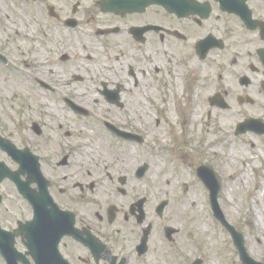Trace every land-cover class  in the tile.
<instances>
[{
  "label": "flooded vegetation",
  "instance_id": "af4514ba",
  "mask_svg": "<svg viewBox=\"0 0 264 264\" xmlns=\"http://www.w3.org/2000/svg\"><path fill=\"white\" fill-rule=\"evenodd\" d=\"M12 4L21 19L18 25L34 31L36 82L43 94L58 95L79 118L92 117L91 124L105 130L114 142L134 145L141 149V156L148 157L137 101L156 93L157 88L168 89V81L170 91L177 92L175 85L180 81L185 89L182 93L195 98V117L203 114L214 124L237 118L235 140H244L247 150L255 154L260 149L262 155L252 163L261 164L255 179L264 182V0H0V11ZM8 60L7 56L6 62L0 58L5 65ZM65 76L73 82L61 79ZM86 82L90 91L79 94L74 85ZM92 97L95 103L103 100L110 105L96 118L91 111L75 112L68 104L71 100L85 105ZM114 97H119L118 105L112 103ZM107 121L138 137L117 136L106 128ZM241 122L247 125L238 134ZM38 128L40 133L32 126L34 139L50 138L46 126ZM66 134L72 136L70 131ZM0 136L21 147L20 137L6 126L0 125ZM34 146L29 148L35 153L39 146ZM82 148L83 144L72 145L59 154L49 153L50 159H41L42 182L37 171L23 172L19 161L0 147V167L7 166L0 170V264H38L31 252L34 249L40 264L63 263L52 252L60 232L57 213L55 218L50 214L46 228H51L44 231L42 222L33 226L29 222L35 210L23 191L27 189L29 196L38 199L48 181L51 196L69 213L62 220L64 226L74 219V232L63 236L58 246L68 264H138L152 254L159 226L151 188L145 183L151 167L143 176L138 173L143 162L125 171L112 163L102 171L96 168L84 174L78 161L96 154L74 153ZM114 185L127 200L125 210L110 212L109 205L103 216L98 197L103 186L109 192ZM122 217L130 224L127 230L117 224ZM145 228L150 233L148 250L142 254L138 247ZM263 237L257 240L263 245L255 251L247 234L248 252L262 264Z\"/></svg>",
  "mask_w": 264,
  "mask_h": 264
},
{
  "label": "rangeland",
  "instance_id": "374dc122",
  "mask_svg": "<svg viewBox=\"0 0 264 264\" xmlns=\"http://www.w3.org/2000/svg\"><path fill=\"white\" fill-rule=\"evenodd\" d=\"M14 9L12 4L0 11V50L10 58L7 66L0 62V125L20 137L19 146H39L35 153L44 159H50L53 151L59 154L72 145L83 144V148L74 153L84 151L96 154L95 157L80 158L78 161L83 165L79 170L84 174L96 168L102 171L111 167L112 163L120 168L119 171L142 162L151 165L150 176L145 183L151 188L155 222L159 229L155 232L152 254L138 261V264H191L200 257L202 264H241L232 234L214 217L209 202L210 191L197 174V168L201 165H209L219 174L222 183L219 202L228 222L240 232L248 234L249 243L254 245L255 251L263 245L258 244L257 240L264 235V182L255 179L261 164L252 163L262 154L260 149L256 150L258 154L247 150L241 138L235 140L233 129L237 118L227 117L214 124L207 122L200 114L199 118L194 117L193 120L191 114L195 109V98L182 93L185 89L180 81L175 85L178 91H170L168 81V89L157 88L156 93L144 95L137 101V116L142 121L139 129L147 141L143 149L148 157L144 154L141 156L140 148L121 144L116 139L114 142L105 130L92 125V117L86 120L79 118L58 95L54 97L52 93L43 94L40 91L36 82V41L31 36L34 31L32 28L23 30L24 26L18 25L21 19ZM28 34L31 35L26 38ZM61 79L73 82L66 76ZM74 86L79 94H86L91 88L88 82ZM173 92L176 96L180 95L172 100L177 123L174 125L169 121L166 126L152 102L163 98L165 93L171 95ZM94 98L88 99L85 105L93 108L91 111L96 118L99 112L108 111L110 105L103 100L95 103ZM184 104L187 107L185 110ZM34 121L46 126L50 138H33ZM162 126L163 129L159 131ZM56 129H59L58 134ZM68 131L72 136H67ZM78 135H82L81 138ZM214 138L218 140L208 144ZM43 144L51 147L45 148ZM58 144L64 145V148L61 150ZM231 148H235L234 153H231ZM241 171L244 176L235 182ZM133 184L138 186L135 182ZM116 188L114 185L109 192L104 186L102 188L97 207L103 216L109 205L125 210L123 205L127 200ZM165 199L170 205L160 219L155 208ZM118 221V226L123 230L129 228L130 224L123 217ZM167 226L180 230L174 242L165 236Z\"/></svg>",
  "mask_w": 264,
  "mask_h": 264
},
{
  "label": "water",
  "instance_id": "95a60500",
  "mask_svg": "<svg viewBox=\"0 0 264 264\" xmlns=\"http://www.w3.org/2000/svg\"><path fill=\"white\" fill-rule=\"evenodd\" d=\"M71 106L79 111V112H83L82 108L79 106H75L73 104H71ZM108 127H110V129L113 132H116V134H118L119 136H123L127 139H131V137H133V135H130L126 132L123 131H119L118 129H116L112 124H108ZM0 147H3L11 156H15L19 159L20 163H21V168H23V172L27 171H37L40 178L41 174H40V167H39V162H38V157H33L31 155V153L29 152V150H25V152H19L17 150V147L12 146L9 142H5V140L0 139ZM146 166L143 167V169H141V172L143 173L146 170ZM198 174L201 177V179L205 182L206 186H208L209 190L211 191V196H210V202L212 204V209L213 212L215 214V217L221 221V223H223L226 228L229 230L230 233H232L233 237H234V242L236 243V245L238 246L239 252L241 254V259L243 264H261L259 262H256L254 259L252 260L249 256V254H247L246 251V247H245V243H244V239H243V235L242 233H238L234 226L227 222L226 217L224 212H222L220 203L218 202V195L220 193V183L218 180H216L215 174L212 170H210V168L206 167H201L198 169ZM26 190V189H25ZM47 189L45 188L43 190V192L39 195V199L38 200H33L31 196H29V199L31 200L32 204H34L35 210H37V215H36V219L35 221H33V223L35 224L37 222L38 218H42L46 219L45 216L47 217L46 213H49V210L47 209V206L49 204L53 205V210L54 212L57 211V219L59 220V222H61L63 220V217L65 216V212H62V210L58 209V207L54 204V202L51 200L50 197H48L47 195ZM168 205V202L165 200L164 202L161 203V205L158 207V213L161 215L163 213V211L165 210L166 206ZM112 210H116V207L113 206ZM41 215V216H40ZM44 221V220H43ZM60 231V236L59 238H61L63 235L68 234L73 232V221H71L70 226L68 228V226H64V224H60L59 226ZM175 232L174 229L169 228L167 230V236H169L170 238L172 237L171 235ZM148 234H149V229L145 230V234H144V240H143V244L140 246L142 251H146L147 247H146V242L148 240ZM58 242L56 243V251H57V245ZM57 254L59 255V252L57 251ZM202 260H196L193 264H201Z\"/></svg>",
  "mask_w": 264,
  "mask_h": 264
},
{
  "label": "bare ground",
  "instance_id": "6f19581e",
  "mask_svg": "<svg viewBox=\"0 0 264 264\" xmlns=\"http://www.w3.org/2000/svg\"><path fill=\"white\" fill-rule=\"evenodd\" d=\"M166 94L167 93H165L163 98H161L158 101L155 99L154 100L155 102H152V106H153V108L158 109L159 116L161 117V119L163 120L164 123L166 122V126L168 125L169 121L172 124L175 125L177 123V121H176V117H175V114H174V111H173V108H172V100L177 98L180 95L176 96V93H174V92L171 93V95H166ZM37 95H39V94H37ZM183 107H184V110L187 108V107H185V104L183 105ZM142 109H143L144 112H146L144 108H142ZM195 116H196L195 114L194 115L192 114L191 118L194 120ZM173 118L175 120H173ZM162 129H163V126L159 129V131L162 130ZM163 135H164V133H162V136ZM216 140H217V138H214V139L208 141V144L214 143V142H216ZM234 152H235V148H233L231 150V153H234ZM241 176L242 177L244 176V172L243 171L240 172V175H238L234 179V181L238 182L237 180H239V177H241Z\"/></svg>",
  "mask_w": 264,
  "mask_h": 264
}]
</instances>
